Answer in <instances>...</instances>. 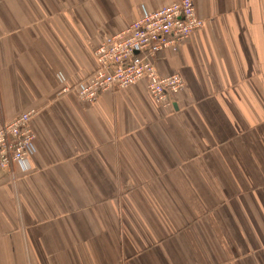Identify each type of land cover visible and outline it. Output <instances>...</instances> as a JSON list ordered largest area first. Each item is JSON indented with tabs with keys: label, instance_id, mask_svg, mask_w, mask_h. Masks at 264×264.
I'll return each mask as SVG.
<instances>
[{
	"label": "crops",
	"instance_id": "0c3cea01",
	"mask_svg": "<svg viewBox=\"0 0 264 264\" xmlns=\"http://www.w3.org/2000/svg\"><path fill=\"white\" fill-rule=\"evenodd\" d=\"M178 1L0 0V126L34 111L35 136L0 169V264H264V0H192L203 27L155 62L170 108L144 80L73 91Z\"/></svg>",
	"mask_w": 264,
	"mask_h": 264
},
{
	"label": "built area",
	"instance_id": "2783aa9c",
	"mask_svg": "<svg viewBox=\"0 0 264 264\" xmlns=\"http://www.w3.org/2000/svg\"><path fill=\"white\" fill-rule=\"evenodd\" d=\"M203 24L192 0L144 12L94 50V72L73 87V91L81 102L93 103L107 91L127 89L144 80L157 105L172 107L173 96L183 89L184 81L179 74L160 77L155 66L157 56L164 50L177 51ZM33 116L34 111H28L0 126V169L12 164L24 167L34 155L35 136L30 126Z\"/></svg>",
	"mask_w": 264,
	"mask_h": 264
},
{
	"label": "trees",
	"instance_id": "16d2710c",
	"mask_svg": "<svg viewBox=\"0 0 264 264\" xmlns=\"http://www.w3.org/2000/svg\"><path fill=\"white\" fill-rule=\"evenodd\" d=\"M5 125V124H4ZM1 126H3V125H1Z\"/></svg>",
	"mask_w": 264,
	"mask_h": 264
}]
</instances>
